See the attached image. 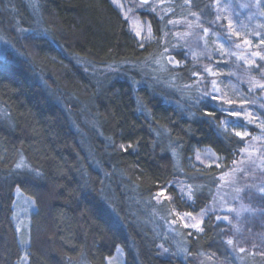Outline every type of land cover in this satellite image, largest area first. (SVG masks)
Returning <instances> with one entry per match:
<instances>
[{"label":"trees","instance_id":"trees-1","mask_svg":"<svg viewBox=\"0 0 264 264\" xmlns=\"http://www.w3.org/2000/svg\"><path fill=\"white\" fill-rule=\"evenodd\" d=\"M185 1L183 17L212 20L207 0ZM150 21L155 40L141 46L109 0H0V264H107L118 249L125 264H186L160 255L153 198L167 190L177 212L206 209L244 149L236 133L254 129L179 92L187 65L173 87L146 81L141 66L161 41ZM80 62L112 70L100 78ZM203 150L220 166L193 169ZM178 179L204 185L192 204L172 186ZM16 190L36 208L26 248L13 223ZM228 234L211 216L201 235L186 234L188 254L230 263Z\"/></svg>","mask_w":264,"mask_h":264},{"label":"rangeland","instance_id":"rangeland-1","mask_svg":"<svg viewBox=\"0 0 264 264\" xmlns=\"http://www.w3.org/2000/svg\"><path fill=\"white\" fill-rule=\"evenodd\" d=\"M109 1L141 46L155 40L150 18L155 17L161 26L158 54L141 66L147 82L160 86L165 79V84L173 87L177 84L174 77L187 65L191 78L185 87H177L179 92H188L197 101L209 98L223 105L235 120L254 129L239 132L244 149L232 168L214 182L206 209L199 213L177 212L170 205L172 199L167 190L153 198L155 230L164 239L160 255L186 264H256L253 262L259 259L246 251L252 245L259 251L258 255L264 253V213L260 211L264 206V87H261L264 85V59H261L264 57V0H207L208 9L214 14L210 21L200 19L197 14L187 15V11L183 17L181 11L189 2L184 0H180L181 4L175 3L178 0ZM28 3L36 17L35 2ZM80 64L100 78L112 70ZM232 110L239 115L230 114ZM220 164L211 151L203 150L195 154L193 169ZM172 186L186 204H192L204 187L183 179L175 180ZM14 196L13 223L19 241L26 248L30 218L36 208L33 200L20 191L16 190ZM211 216L229 231L226 243L230 263L205 254L198 257L188 254L186 234L201 235L205 220ZM258 262L264 264L262 260ZM21 264H27L25 257ZM107 264H125L124 252L116 250Z\"/></svg>","mask_w":264,"mask_h":264},{"label":"snow or ice","instance_id":"snow-or-ice-1","mask_svg":"<svg viewBox=\"0 0 264 264\" xmlns=\"http://www.w3.org/2000/svg\"><path fill=\"white\" fill-rule=\"evenodd\" d=\"M261 59H264V57H261ZM261 87H264V85H261ZM230 114H232V115H239V112H237V111H235V110H232V111L230 112ZM209 115H211V113H209ZM236 135H237V136H241L242 134L239 133V132H237ZM228 243L231 244V241H228Z\"/></svg>","mask_w":264,"mask_h":264}]
</instances>
